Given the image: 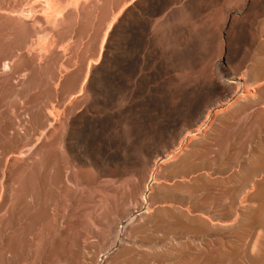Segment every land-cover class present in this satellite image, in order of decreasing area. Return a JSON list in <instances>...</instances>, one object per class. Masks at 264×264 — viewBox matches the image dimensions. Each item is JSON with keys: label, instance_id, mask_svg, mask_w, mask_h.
<instances>
[{"label": "rangeland", "instance_id": "1", "mask_svg": "<svg viewBox=\"0 0 264 264\" xmlns=\"http://www.w3.org/2000/svg\"><path fill=\"white\" fill-rule=\"evenodd\" d=\"M28 1L0 0V11ZM131 1L85 11L55 66L32 63L34 35L0 25V264H264V0H230L227 27V0L149 16L158 37L114 39L117 63L85 82ZM82 111L112 121L84 126Z\"/></svg>", "mask_w": 264, "mask_h": 264}, {"label": "bare ground", "instance_id": "2", "mask_svg": "<svg viewBox=\"0 0 264 264\" xmlns=\"http://www.w3.org/2000/svg\"><path fill=\"white\" fill-rule=\"evenodd\" d=\"M192 1L193 0H133V1H131L130 4L128 3L130 6H125L121 10L122 14H120V13H119L120 15L118 14V16L116 17V20L120 16L119 22L115 26L111 25V27L109 28L110 31L107 32L108 34H107V36H106V38H105V40L101 46L100 56L97 59L98 62L102 59L101 54H103L102 52L105 49L106 40H107V38H109L108 45H107L109 48L106 49V51L103 55L102 64L99 66L94 65L97 63L94 59H93V61L91 60L89 62L88 75H87L85 82L88 81V82H90V84L97 82L101 75H103L107 70H109L111 67H113L117 63V59L119 57L118 52L110 49V47L114 43V39H118V38L122 39V38L126 37L127 43L132 45V46L136 45V42H138V41H140L141 43H144V44H151V42H153L158 37V33L155 29H153L152 26H149V23H150V22H148L149 16H153V15H157V14L159 15V14H162L164 11H166V13L163 15V19H162L166 22V21L170 20V18L172 17V15L175 12L182 11V12H185L189 17H191V16L194 17V16L198 15L199 12H197V10H194L192 8V6H191ZM229 1L230 0L225 1L223 8L221 9L222 16H223V26H226V27L228 25L234 24L236 21L230 15V9L227 6V3ZM244 1L248 2L249 0H244ZM120 4L121 3L119 2L118 5H120ZM124 5H126V4H124ZM172 5H175V6L171 7ZM98 6H99V0H29L28 4L26 6H15L14 7L15 9H13L12 11H9V10L4 11V9H3V11H0V25L6 24L15 30H18L20 32V34L22 35V37L28 36V35H34L36 37V40L32 41L31 46L29 47V50H28L32 63L35 66L39 65L40 64L39 59L42 57L46 60L47 65L55 66L58 63V61L62 59V55L66 51L64 49L65 47H63V36H65L66 34H71L73 32L75 33V31H76L75 25L78 24V19L81 18L82 14L85 13V11H88V12L91 11L92 12L95 9H97ZM32 12L37 13V16L34 14L35 15V18L33 17L34 19H30L28 17L31 15ZM109 16H110L109 12L107 10H105L101 14V20L109 19ZM94 24H95V22H94ZM1 29H2V27H1ZM125 29L130 30L131 33L129 35L124 36L123 34H124ZM3 30H4V28H3ZM41 34H43V35H41ZM10 36H12V35H10ZM72 60H73V57H71L68 60L63 62L62 69L64 71H69L72 68L74 69V64H73ZM7 62L4 65L5 67H8L10 65V61L8 63ZM143 63L144 62L141 61V59H140V55L136 54V55H133L127 59L126 66H127L128 70L131 72V74L136 75V74H138L137 72L140 71ZM5 67H4V69H5ZM260 68L263 71L264 65L260 66ZM73 72L75 74L76 70L75 71L73 70ZM16 75H18V74H16ZM23 75H26V74H22V77L21 76H19V77L23 78ZM24 79H25V76H24ZM16 82H18V80H15V83ZM233 82H235V81H228L227 82V85H228L227 91L229 92V95H230L229 99H232L231 95H233V93L236 92L235 87L233 85L234 84ZM245 84L246 85L244 86V88L246 91H248L247 88L252 86V84H249V83H245ZM212 86L218 87L219 83L217 81L213 80ZM248 92L244 93V96H241V98L246 99ZM21 93H22V91L20 89H16L14 91V94L16 96L21 95ZM78 95H80V94H78ZM36 104H38V103H36ZM74 107H75V105H69V106H66L65 109H66V111L71 112ZM23 111H21V112H23ZM221 113H225V112H220L219 114H221ZM48 117L50 118V114L48 115ZM79 117L82 119L84 126L89 125L91 123H99L100 125L103 126L104 124L106 125V123H110L112 121V114H105L104 116H100V117L97 116L96 117V116H90L88 114V112H86V111H82L80 113ZM75 120H76L75 118H69V123H74ZM50 127H52V126H50ZM83 130H84V128L81 127L80 132ZM44 134H45V132H44ZM42 137L43 136H41V138ZM41 138H40V140H41ZM58 144H57V146L60 147V145H58ZM48 145H49V143H48ZM35 146H36V144H35ZM43 153H44L43 147H39L35 151L34 157H35L37 163L45 165L47 162V159ZM16 156H18V154H16ZM21 156H24V153ZM165 158H164V161L167 159V158L166 159ZM32 163H33V161H32ZM28 166H30V165H28ZM56 166H57V164H56ZM30 169H31V167H30ZM66 178H67V176H66ZM3 182H4V180H3ZM24 193H25L24 191L22 193L20 191L18 193V196L20 194H21V196H23ZM96 193H97V191H96ZM98 193H100V191ZM101 193H103V192H101ZM103 195H105V194L103 193ZM6 215H7V213H6ZM39 242H40V240H39ZM3 253H4V251H3ZM1 258H2V256H1Z\"/></svg>", "mask_w": 264, "mask_h": 264}]
</instances>
